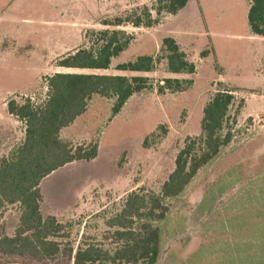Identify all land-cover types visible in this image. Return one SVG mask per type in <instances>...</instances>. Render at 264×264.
Here are the masks:
<instances>
[{"label":"rangeland","instance_id":"obj_1","mask_svg":"<svg viewBox=\"0 0 264 264\" xmlns=\"http://www.w3.org/2000/svg\"><path fill=\"white\" fill-rule=\"evenodd\" d=\"M154 2L0 0V11H9L0 14V160L24 139V124L8 113V102L20 105L30 99L40 103L51 75L121 74L150 78L154 89L132 96L113 118L112 102L94 97L86 112L62 130L61 137L73 145L97 139L98 156L90 162L68 164L40 182L41 213L67 225L74 251L87 244L111 249L112 229L106 226V220L120 211L130 192H159L185 141L200 135L203 108L222 83L233 90L235 98L227 125L232 140L181 196L167 202L168 219L162 226L165 235L157 264H232L231 241L217 248L199 237L208 220L197 213L196 206L213 175L224 173L233 165L248 175L264 170V37L250 33L248 0H190L178 14L163 15L151 28L102 24ZM104 29H121L134 37L128 48L112 60L109 69L72 70L57 66L60 58L88 48L94 39L92 32ZM165 37L173 38L195 65L193 74L168 73L163 60L148 73L115 69L138 56H160ZM166 78L190 79L192 85L186 91L158 94L156 85ZM240 103L242 107L236 115ZM153 134L162 136L155 137L154 143ZM207 201L206 193L199 207L207 208ZM19 217V204L2 209L0 234L12 236ZM201 242L205 243L200 245ZM214 249L215 255L208 261ZM0 264L50 263L0 256ZM52 264L68 262L63 256Z\"/></svg>","mask_w":264,"mask_h":264},{"label":"trees","instance_id":"obj_2","mask_svg":"<svg viewBox=\"0 0 264 264\" xmlns=\"http://www.w3.org/2000/svg\"><path fill=\"white\" fill-rule=\"evenodd\" d=\"M189 1L155 0L150 7H138L124 18L115 17L102 24L151 28L159 23L163 15L178 14ZM248 2L250 33L264 37V0ZM92 37L94 39L88 48L78 49L60 58L57 66L72 70H107L112 60L126 50L134 38L121 29L99 30L92 32ZM161 60L165 61V71L168 73L195 72V65L171 37L162 39L160 56H138L133 61L116 65L115 69L118 72L148 73L155 71ZM191 85L190 79L166 78L156 85V92H182ZM218 87L203 108L200 135L185 141L175 157L174 169L159 192H130L120 211L106 220V226L112 229L109 233L113 242L111 249L87 244L85 247L79 245L74 251L69 243L67 225L58 222L54 216L42 215L39 185L42 179L68 164L90 162L98 156L97 139L87 144L73 145L61 137L62 130L86 112L94 97L112 102L113 118L132 96L152 91L153 81L144 76L121 74L55 73L48 77L46 96L40 103L30 99L20 105L9 101L8 113L24 124V139L0 160V212L6 206L19 204L20 217L12 236L0 234V256L50 264L63 256L68 264H157L165 235L162 226L168 219L167 202L181 196L192 179L201 170L213 165L221 150L232 140L231 129L227 125L235 101L233 90L222 83ZM241 107L240 103L236 115ZM161 136L153 134L151 138L155 143L154 138L160 139ZM147 145L145 139L143 146ZM237 173H242L237 165L224 172L229 175ZM216 189L213 187L212 192L207 193V204L221 190ZM205 197L206 194L203 201ZM253 232L254 227L250 234L253 235ZM255 234L256 249L251 250L252 253L238 264H264V223L256 224ZM57 239L66 241L60 243Z\"/></svg>","mask_w":264,"mask_h":264},{"label":"crops","instance_id":"obj_3","mask_svg":"<svg viewBox=\"0 0 264 264\" xmlns=\"http://www.w3.org/2000/svg\"><path fill=\"white\" fill-rule=\"evenodd\" d=\"M8 2L6 1V9ZM6 9L0 11V14L1 12L7 14L9 11ZM213 187L221 188L220 192L209 200L207 208H199L204 195L211 193ZM203 189L196 210L199 215L207 216L208 221L203 224L202 233L199 237L213 243V246L217 248H221L222 243L231 241L234 247L232 249L229 246L232 264H238L241 260L244 261L252 253L251 250L256 249L255 246H257L255 241L256 224L264 223V170L254 175L244 173L213 175ZM252 227H254L253 235L250 234ZM203 243L205 242H201L200 245ZM215 250L209 255L208 261L215 255Z\"/></svg>","mask_w":264,"mask_h":264}]
</instances>
